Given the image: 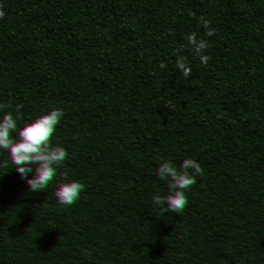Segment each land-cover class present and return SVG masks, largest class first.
Instances as JSON below:
<instances>
[{
	"label": "trees",
	"instance_id": "obj_1",
	"mask_svg": "<svg viewBox=\"0 0 264 264\" xmlns=\"http://www.w3.org/2000/svg\"><path fill=\"white\" fill-rule=\"evenodd\" d=\"M86 2L0 0V264H264V0H97L116 38L64 55ZM31 170L73 203L17 206Z\"/></svg>",
	"mask_w": 264,
	"mask_h": 264
},
{
	"label": "clouds",
	"instance_id": "obj_2",
	"mask_svg": "<svg viewBox=\"0 0 264 264\" xmlns=\"http://www.w3.org/2000/svg\"><path fill=\"white\" fill-rule=\"evenodd\" d=\"M82 19L68 24V33L72 34V39L67 41L63 47L64 55H75L78 51L85 56H92L98 48V45H105L116 38V31L111 27L108 17L97 6V0L86 2ZM186 51L182 42H176L166 49V59L160 71L165 69L174 70L175 61ZM5 71L7 68L4 69ZM36 66L31 62L22 69L20 76L27 79L36 72ZM149 95V94H148ZM145 131V125L141 118L127 114L124 115L118 124V132L121 139L133 141ZM211 170V165L203 169L206 173ZM73 183L71 180L55 179L51 182H43L41 176L36 170H31L23 184L20 186L18 198L15 200L17 206L22 205L31 195L37 196L44 202V206L36 207L34 214L37 216L49 214L55 215L57 212V203L60 207H67L73 203ZM91 197L81 198V204L87 206ZM101 216L110 218V213L101 207L98 209ZM167 243V241H165Z\"/></svg>",
	"mask_w": 264,
	"mask_h": 264
},
{
	"label": "rangeland",
	"instance_id": "obj_3",
	"mask_svg": "<svg viewBox=\"0 0 264 264\" xmlns=\"http://www.w3.org/2000/svg\"><path fill=\"white\" fill-rule=\"evenodd\" d=\"M0 258H1V254H0Z\"/></svg>",
	"mask_w": 264,
	"mask_h": 264
}]
</instances>
